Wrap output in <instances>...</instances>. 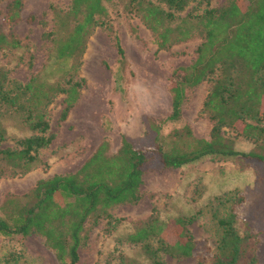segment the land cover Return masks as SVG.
Returning <instances> with one entry per match:
<instances>
[{"label": "trees", "instance_id": "obj_1", "mask_svg": "<svg viewBox=\"0 0 264 264\" xmlns=\"http://www.w3.org/2000/svg\"><path fill=\"white\" fill-rule=\"evenodd\" d=\"M112 1L71 0L65 13L55 10V26L61 21L63 31L53 28L49 34L57 57L70 62L56 79L32 76L21 82L8 68L0 67V178L24 175L45 163L41 150L55 137L49 107L59 93L63 94L60 119L65 120L79 100L85 82L80 74L83 56L96 26H105L113 35L119 54L116 87L128 88L134 72L110 19L107 3ZM160 1L166 7L152 0L128 2L155 36L159 49L188 41L195 33L202 38L195 60L173 71L169 114L161 118L142 116L143 140L148 144L124 134L117 151L110 152V139L105 137L76 171L41 178L22 194L7 192L0 203L1 236L38 234L60 264H78L87 221L93 218L97 223L103 216L111 217V207L138 202L144 173L155 159L167 168H182L207 156H239L264 163V0H245L246 8L239 0H228L218 7L206 0L201 14L189 11L183 16L192 0ZM22 9L23 0H11L6 20L11 24L21 20ZM63 32L67 34H60ZM19 47L17 35L0 28V49ZM204 81L211 83L203 108L214 122L210 138L198 137L189 123L165 133L167 123L183 117L187 88ZM13 114L20 117L28 134L7 146L4 143L9 132L2 119ZM241 120L245 123L239 134L252 139L254 149L239 150L225 135V127L236 128ZM247 199L245 188L230 189L209 199L216 246L197 254V264H263L259 253L264 247L262 232L249 219L243 223L239 213ZM198 213L177 217V224L184 229L182 239H168L169 221L155 211L136 220L128 240L140 246L148 264H168L167 257H191L196 246L187 225ZM20 259L15 250L4 256L11 264ZM112 264L134 263L122 253Z\"/></svg>", "mask_w": 264, "mask_h": 264}, {"label": "rangeland", "instance_id": "obj_2", "mask_svg": "<svg viewBox=\"0 0 264 264\" xmlns=\"http://www.w3.org/2000/svg\"><path fill=\"white\" fill-rule=\"evenodd\" d=\"M152 1L166 7L160 0ZM227 1L211 0L210 6L218 7ZM10 2L0 1V28L14 32L21 47L0 49V67L8 68L10 75L21 82L32 76L56 79L70 62L57 57L49 33L59 27L63 31L61 21L58 20L59 24L55 26V10L65 13L71 0H23L22 18L14 24L6 20ZM128 2L114 0L107 3L113 27L134 72L128 88L124 91L116 87L119 54L113 35L105 26H96L88 37L83 56L80 74L85 82L79 100L65 120L60 119L63 94L59 93L49 107L51 131L55 137L47 148L41 150L45 163L24 175L0 178V203L7 192L22 194L32 189L41 178L76 171L105 137L110 139V152L117 151L124 134L148 144L143 140L145 126L142 116L161 118L171 111L173 71L195 60L202 38L195 33L188 41L159 49L155 36L141 17L130 9ZM239 2L246 8L245 0ZM205 7L206 0L200 3L192 0L181 15L189 11L194 15L201 14ZM193 29L197 30L194 26ZM210 85L204 81L187 88L183 117L180 121L167 123L165 133L189 123L198 137L210 138L214 122L203 110ZM2 121L9 132L4 145H15L18 137L28 134L18 115H6ZM244 123L241 120L236 128L225 127L224 131L237 149L247 151L254 149L255 143L239 134ZM234 188L246 189L248 199L239 208L242 222L251 220L262 232L264 240V163L239 156H207L182 168H167L157 158L144 173L140 187L142 196L138 202L111 207V217L103 216L97 223L93 218L87 221L78 264H112L122 253L134 264H148L140 246L130 243L128 235L136 220L155 211L161 218L168 219L166 235L170 241L182 239L184 235V229L176 222L177 217L199 212L196 220L187 225L195 242V255L166 258L168 264H197V254L207 253L216 246V224L207 203L215 195ZM14 250L21 255L15 264H60L38 234L28 237L0 235V264H11L4 261V256ZM259 253L264 264V247Z\"/></svg>", "mask_w": 264, "mask_h": 264}]
</instances>
